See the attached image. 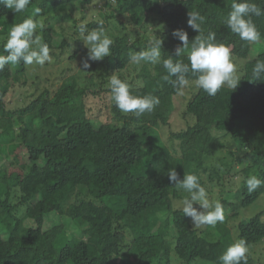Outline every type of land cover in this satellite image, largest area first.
<instances>
[{
	"label": "trees",
	"instance_id": "16d2710c",
	"mask_svg": "<svg viewBox=\"0 0 264 264\" xmlns=\"http://www.w3.org/2000/svg\"><path fill=\"white\" fill-rule=\"evenodd\" d=\"M113 1L31 0L16 14L0 5V55H7L10 27L31 17L34 35L50 49L42 71L60 67L44 87L29 82L34 76L23 62L0 69V159L13 156L0 169V264H221L219 257L241 238L249 248L247 264H257L250 251L264 241V210L251 218L245 211L264 197V184L249 192L245 180H264V75L251 79L256 60L264 59V15L252 17L261 34L253 44L226 27L233 0ZM101 2V19L81 24L82 15ZM251 2L264 8V0ZM193 10L204 17L205 36L215 32L217 43L231 47L240 83L235 90L222 86L215 96L199 89L182 115L191 123L161 141L159 130L170 129L173 99L183 89L165 80L162 63L135 64L130 70L136 79L130 81L129 54L144 50L156 35L163 40L162 59L170 55L188 63L186 51L176 57L182 44L172 33L183 29L189 42L199 35L187 23ZM100 20L114 43L101 67L93 62L85 69L80 85L73 73L84 47L79 28L91 30ZM113 74L129 84L131 94L154 95L159 105L139 118L119 111L108 87ZM188 78L196 79L191 73ZM28 86L31 94L24 93L10 111L9 94ZM85 98L104 99L97 117L88 114ZM169 168L181 179L197 175L210 200L218 190L225 213L216 224L219 239L184 216L187 193L170 183ZM53 213L63 220L44 230L45 217Z\"/></svg>",
	"mask_w": 264,
	"mask_h": 264
},
{
	"label": "clouds",
	"instance_id": "9594fccd",
	"mask_svg": "<svg viewBox=\"0 0 264 264\" xmlns=\"http://www.w3.org/2000/svg\"><path fill=\"white\" fill-rule=\"evenodd\" d=\"M31 0H0V5L12 10L15 14L24 12ZM39 9L36 12L39 13ZM187 23L194 31L198 32L191 42L188 34L183 29H176L172 36L178 39L182 46L176 49V57H180L185 51L188 63L175 60L168 55L162 59L163 40L156 35L148 42V46L139 52H130L129 61L135 64L147 62L152 65L161 64L167 72V80L177 91L190 84L188 74L196 77L195 85L206 92L209 96H215L222 86L227 85L232 89L239 86L240 78L235 74V65L231 58V47L224 43L216 42V33L211 32L204 35L201 30V23L204 17L198 11L188 12ZM264 15V8H261L251 0H233L231 11L226 20V27L232 33L238 35L241 40L248 43H259L261 34L257 30L252 17ZM37 23L31 17L23 20L22 23L13 24L8 30L7 40L3 45L7 55H0V69L6 64L17 65L23 62L26 65L33 63L43 66L48 62L50 49L47 43H42L39 35H34ZM80 35L87 51V57L82 60L84 69L90 67L88 61H100L109 57L113 40L106 35L103 20L98 22L96 28L88 30L80 26ZM264 75V59H257L251 72L253 81L260 80ZM174 78V79H172ZM111 99L116 108L123 113H132L139 118L146 112H151L159 105L158 97L147 94L144 96L133 95L130 92L128 83L122 81L115 74L109 78ZM168 179L176 188L182 189L187 196L182 200V212L184 216L192 219L194 228L202 226H215L225 219L223 205L217 200L209 199L207 190L199 182L195 174H185L181 179L175 168L168 169ZM245 183L248 191L253 192L264 184L256 175L246 178ZM199 205V209L194 207ZM249 251L247 241L243 238L231 244L219 257L221 264H247V253Z\"/></svg>",
	"mask_w": 264,
	"mask_h": 264
},
{
	"label": "rangeland",
	"instance_id": "374dc122",
	"mask_svg": "<svg viewBox=\"0 0 264 264\" xmlns=\"http://www.w3.org/2000/svg\"><path fill=\"white\" fill-rule=\"evenodd\" d=\"M111 2H114L113 0H110ZM103 5V2H101L97 8H93L91 11L87 12L86 14H83L82 16H84L83 18L86 19V21L81 20L80 22L81 24H85L87 22H89V20L91 19H96L99 20L101 19L99 14L97 13L98 10L100 9V7ZM84 21V22H83ZM151 30H153L151 32L154 33L155 29L151 28ZM54 39L56 41V39H58V35L55 34L54 35ZM87 49L84 47H82L81 51H79L78 56L76 58V63L74 64V75L79 77V82L80 85H82V81H83V77L85 75H87L85 69L82 66V60L85 59L87 57ZM104 60V59H103ZM88 61V63L90 64V67L92 68V63L96 62V64H99L100 67L102 66V61ZM45 64H48L47 62ZM135 65V63H133L128 70L131 69V67H133ZM89 67V68H90ZM238 67V65H235V69ZM42 68H44L41 65H37L35 63H33L32 65H29V69L31 70L30 73L33 74V78L29 79V82L33 81H37L36 83L40 84V86L44 87V85L46 84V81L49 80L50 78L53 80L54 76H56L57 74H59V72L56 70H60L59 68H51V70L49 69V71H42ZM127 70V71H128ZM127 71L125 73H127ZM52 72L54 73V75H51ZM131 73V78L129 79L130 81H134L136 79V74L134 72V68L132 70L129 71ZM35 73V75H34ZM200 88H198L194 81L190 82V84L186 87L183 88L182 92L178 95L174 97V104H175V113L173 115V117L171 118V122H170V129L167 128H163L161 130H159V133L161 134V141H165L167 139V135L170 131H184L187 126L188 123H191L192 120H184L182 118L183 112L185 110V107L187 105V103L193 98L194 94L196 92H198ZM24 93L26 95H30L31 94V89H29V86L27 88H16L15 90H13L9 96L7 97V108L10 111H14V108H16L23 97H25ZM23 95V97H22ZM80 100V99H79ZM99 102V104L97 105V103ZM87 103L88 106V114L89 115H93V116H98V113L100 112V110L103 108L104 109V99H100V100H94L93 98H85L84 99V104ZM97 105V106H96ZM107 105H109V101L107 100ZM90 107L91 110H90ZM107 111V109H105ZM110 115L107 114V117L109 118ZM100 120L102 123L106 122V117L102 116L100 117ZM112 122L114 123V121L112 120ZM188 122V123H187ZM165 135V136H164ZM22 152V151H21ZM22 157H24L25 160H27L26 157V151L21 153ZM13 160V156H9V158H1L0 159V169H5L7 167H9V164L12 162ZM241 180L239 179L236 182L235 185V189L237 190V187L240 185ZM218 196V199H216ZM211 201L215 202V201H219L220 202V197L218 195V190H213L212 191V197L210 196ZM199 209V205L197 207ZM264 210V197L260 198L256 204H254L253 206L250 207V209L248 208L245 213H248L247 216L248 218H251L253 216L256 215L257 212L259 211H263ZM20 214H22V212H20ZM61 219L57 214L53 213L50 214L48 216L45 217V221H44V230H47L53 226H55L56 224L60 223ZM71 230L73 233L77 232V229L74 226H71ZM215 230H216V225L215 226H206V231L208 233V236L210 235V238H214L215 239H219V237L217 236V234H215ZM219 235V234H218ZM253 254L254 260L256 261L257 264H264V241L261 242L259 245H257L255 248H253L250 251ZM197 263H193V264H205V262L203 261H196ZM180 264V263H179Z\"/></svg>",
	"mask_w": 264,
	"mask_h": 264
}]
</instances>
